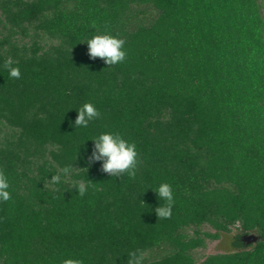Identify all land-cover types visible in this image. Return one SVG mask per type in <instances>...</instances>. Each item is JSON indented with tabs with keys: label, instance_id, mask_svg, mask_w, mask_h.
<instances>
[{
	"label": "trees",
	"instance_id": "obj_1",
	"mask_svg": "<svg viewBox=\"0 0 264 264\" xmlns=\"http://www.w3.org/2000/svg\"><path fill=\"white\" fill-rule=\"evenodd\" d=\"M105 34L125 41L123 62L88 56ZM43 36L57 42L44 50ZM84 103L101 117L75 128ZM106 132L136 145L135 178L88 161ZM1 134L0 264H127L136 249L161 252L143 264H264L263 0H0ZM203 223L216 231L184 232ZM235 224L259 240L246 249L234 235L196 262L205 237Z\"/></svg>",
	"mask_w": 264,
	"mask_h": 264
},
{
	"label": "clouds",
	"instance_id": "obj_2",
	"mask_svg": "<svg viewBox=\"0 0 264 264\" xmlns=\"http://www.w3.org/2000/svg\"><path fill=\"white\" fill-rule=\"evenodd\" d=\"M95 26V24H93ZM125 41L112 35H95L87 40L88 56L95 60L101 58L106 65L112 66L123 62L126 59L124 50ZM3 68L7 70L9 78L19 79L21 71L15 66V61L9 57L3 63ZM78 115L74 122V127L87 128L89 121L101 117V113L92 103H84L78 110ZM94 149L92 155L88 157L90 163L103 161L102 171L113 177H119L127 174L131 178H135L138 166V152L136 145L123 139L118 134L109 132L101 133L93 138ZM72 165L66 166L59 170L50 179V183L59 184L62 175L68 176L72 171ZM9 181L6 174L0 170V201L7 202L11 199L9 191ZM78 195L83 197L89 185L85 182L74 184ZM159 200L165 201L163 205H159L154 209L158 219L170 218L174 205V193L172 186L168 183H162L154 190ZM127 264H143L144 252L141 249L129 251ZM62 264H81L80 260L67 258Z\"/></svg>",
	"mask_w": 264,
	"mask_h": 264
},
{
	"label": "rangeland",
	"instance_id": "obj_3",
	"mask_svg": "<svg viewBox=\"0 0 264 264\" xmlns=\"http://www.w3.org/2000/svg\"><path fill=\"white\" fill-rule=\"evenodd\" d=\"M15 38H20L19 35H16ZM24 41H28L27 38L24 39ZM57 41L49 39L45 36L39 39V43H41L44 47V50L49 49L51 45H54ZM3 131H10L9 128L3 127ZM3 134V133H2ZM2 134L0 135V140L3 137ZM230 230L228 232H221L219 238L213 239L210 237H205L204 239V245L201 247H198L194 250L191 251L192 256L196 260V262H201L204 260L207 256L213 255V254H219V253H224L232 249L231 243H232V237L234 235H243L242 231L239 230L238 224L235 225H230L229 226ZM199 229L201 232H206V233H214L216 230L210 226L207 223H203L200 227H188L184 229V232L188 235H192L193 230ZM248 233H254L256 234L255 230L250 231ZM251 246H247L246 249H250ZM161 253L160 251H154L150 254L146 253L145 257L147 258H154L157 257L158 254Z\"/></svg>",
	"mask_w": 264,
	"mask_h": 264
},
{
	"label": "water",
	"instance_id": "obj_4",
	"mask_svg": "<svg viewBox=\"0 0 264 264\" xmlns=\"http://www.w3.org/2000/svg\"><path fill=\"white\" fill-rule=\"evenodd\" d=\"M240 240L247 245L256 243L259 240V236L254 233H246L240 236Z\"/></svg>",
	"mask_w": 264,
	"mask_h": 264
},
{
	"label": "flooded vegetation",
	"instance_id": "obj_5",
	"mask_svg": "<svg viewBox=\"0 0 264 264\" xmlns=\"http://www.w3.org/2000/svg\"><path fill=\"white\" fill-rule=\"evenodd\" d=\"M263 2H264V0H263Z\"/></svg>",
	"mask_w": 264,
	"mask_h": 264
}]
</instances>
